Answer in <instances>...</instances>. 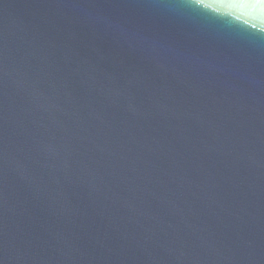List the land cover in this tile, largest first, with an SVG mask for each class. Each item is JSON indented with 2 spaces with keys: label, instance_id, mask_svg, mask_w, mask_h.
Returning a JSON list of instances; mask_svg holds the SVG:
<instances>
[{
  "label": "water",
  "instance_id": "water-1",
  "mask_svg": "<svg viewBox=\"0 0 264 264\" xmlns=\"http://www.w3.org/2000/svg\"><path fill=\"white\" fill-rule=\"evenodd\" d=\"M0 264H264V0H0Z\"/></svg>",
  "mask_w": 264,
  "mask_h": 264
}]
</instances>
